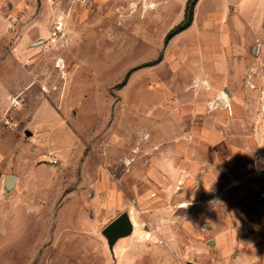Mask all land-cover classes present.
Masks as SVG:
<instances>
[{
    "label": "rangeland",
    "instance_id": "obj_1",
    "mask_svg": "<svg viewBox=\"0 0 264 264\" xmlns=\"http://www.w3.org/2000/svg\"><path fill=\"white\" fill-rule=\"evenodd\" d=\"M188 1L1 4L0 264H153V246L171 245L153 235L156 217L164 228L167 212H179L153 190V151L166 137L164 117L153 114L198 61V33L165 42ZM234 1L199 0L195 25H249L253 2L236 10ZM58 19L64 31L55 38ZM250 36L248 53L257 46L264 68V27ZM4 173L19 177L13 190ZM125 212L134 232L112 255L102 231Z\"/></svg>",
    "mask_w": 264,
    "mask_h": 264
},
{
    "label": "crops",
    "instance_id": "obj_2",
    "mask_svg": "<svg viewBox=\"0 0 264 264\" xmlns=\"http://www.w3.org/2000/svg\"><path fill=\"white\" fill-rule=\"evenodd\" d=\"M246 1L235 0L236 10ZM251 1L249 25L193 21L177 34L198 33V61L184 72L190 82L153 114L166 127L153 151V190L179 209L167 212L164 228L153 220V235L171 241L153 246V264H264V204L256 202L264 189V68L255 64L260 49L247 50L250 35L263 33L264 0Z\"/></svg>",
    "mask_w": 264,
    "mask_h": 264
},
{
    "label": "water",
    "instance_id": "obj_3",
    "mask_svg": "<svg viewBox=\"0 0 264 264\" xmlns=\"http://www.w3.org/2000/svg\"><path fill=\"white\" fill-rule=\"evenodd\" d=\"M30 134V133H28ZM18 178L14 175L4 176V185L6 190L10 191L16 188ZM135 223L129 213L125 212L114 219L105 229L102 234L107 240L110 252L114 255L116 245L120 239L131 236L134 232Z\"/></svg>",
    "mask_w": 264,
    "mask_h": 264
},
{
    "label": "trees",
    "instance_id": "obj_4",
    "mask_svg": "<svg viewBox=\"0 0 264 264\" xmlns=\"http://www.w3.org/2000/svg\"><path fill=\"white\" fill-rule=\"evenodd\" d=\"M198 1L199 0L188 1L184 20L168 32L165 38L166 43H168L174 36L188 29L192 25L194 19V9Z\"/></svg>",
    "mask_w": 264,
    "mask_h": 264
},
{
    "label": "built area",
    "instance_id": "obj_5",
    "mask_svg": "<svg viewBox=\"0 0 264 264\" xmlns=\"http://www.w3.org/2000/svg\"><path fill=\"white\" fill-rule=\"evenodd\" d=\"M64 31V21L62 19H58L55 23L54 30H53V37L59 38ZM43 91H47V87H42ZM52 164H58L59 159L56 157H51ZM264 173V170L262 171ZM258 177H252L253 180H256ZM258 196L256 202L258 204H264V189L258 190Z\"/></svg>",
    "mask_w": 264,
    "mask_h": 264
}]
</instances>
